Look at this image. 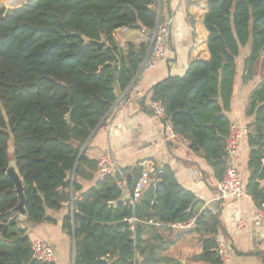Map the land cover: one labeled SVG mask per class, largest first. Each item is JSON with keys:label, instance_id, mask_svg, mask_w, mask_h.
<instances>
[{"label": "trees", "instance_id": "16d2710c", "mask_svg": "<svg viewBox=\"0 0 264 264\" xmlns=\"http://www.w3.org/2000/svg\"><path fill=\"white\" fill-rule=\"evenodd\" d=\"M159 1V12L154 9L158 0H27L9 17L0 10V264H42L32 258L26 225L54 222L47 212L66 202L73 209L68 207L63 229L75 237V264H182L164 255L169 244L160 229L195 216L197 226L190 232L207 234L195 260L223 264L212 251L219 218L210 210L198 214L200 200L181 186L170 166L142 192V233L136 239L124 224L133 210L117 179L97 181V160L82 152L112 112L119 91L139 73L157 22H165L164 1ZM203 24L209 58L192 60L183 76L155 84L151 99L163 104L173 132L220 181L236 59L250 46L243 81L255 76L260 63L263 79L246 111L254 120L247 126L245 190L259 207L264 202V0H207ZM123 28L145 29L149 42L121 49L114 34ZM84 38L104 40L105 46L88 45ZM11 161L23 180L24 218L17 210L16 186L1 172ZM123 173L134 190L143 167ZM83 182L93 185L85 189Z\"/></svg>", "mask_w": 264, "mask_h": 264}, {"label": "crops", "instance_id": "0c3cea01", "mask_svg": "<svg viewBox=\"0 0 264 264\" xmlns=\"http://www.w3.org/2000/svg\"><path fill=\"white\" fill-rule=\"evenodd\" d=\"M26 1L23 0L16 7ZM163 1V21L169 18L172 20L168 51L164 60L144 68L129 88L119 91L117 102L103 124L105 127L109 125V129L100 127L82 150L86 151L89 158L97 160L103 151L110 148L122 169L140 164L143 167V176L137 189L142 192L154 181L155 175L150 173L152 167L160 169L170 166L181 186L200 200L198 214L210 210L219 218L221 228L214 239L225 240L229 247V259L223 264H264V223L257 217V206L253 200L245 197L221 198L219 180L209 163L190 149L189 142H185L182 137H175L173 131L155 117L150 107V91L155 84L169 76H183L192 60L209 58L208 32L203 24L207 0ZM114 37L123 50L129 43L139 45L149 42L150 39L140 31L133 30L117 31ZM249 52L250 46L241 48L236 59L237 73L231 109L227 113L231 123L245 127L254 120L246 114L250 94L263 79L260 63L255 76L247 82L243 81L244 61ZM125 99H129V103L120 109ZM249 156L247 137L238 153V164L245 187L250 177ZM83 185L88 189L93 184L83 182ZM67 209V206H63L57 211L49 210L47 214L54 222L26 225L33 242L44 241L54 248L57 255L55 264H74L75 241L63 229ZM240 220L246 221L242 232L237 230ZM160 235L169 244L164 251L165 256L182 264H208L195 260L202 252L201 239L207 235L203 230L178 232L163 226Z\"/></svg>", "mask_w": 264, "mask_h": 264}, {"label": "built area", "instance_id": "2783aa9c", "mask_svg": "<svg viewBox=\"0 0 264 264\" xmlns=\"http://www.w3.org/2000/svg\"><path fill=\"white\" fill-rule=\"evenodd\" d=\"M158 12L160 11V1L154 6ZM171 19L165 22H157L155 30L152 32L151 45L149 54L147 55L143 65L140 68L135 80L140 76L142 70L146 67L152 66L158 61L164 60L168 51V37L171 28ZM126 28L118 31L125 32ZM116 33V32H115ZM145 33V29L141 30V34ZM131 84V85H132ZM130 85V86H131ZM129 103V99H125L120 109H123L125 105ZM150 107L156 118L162 120L166 127L173 131L170 120L166 114L165 108L160 101H153L150 103ZM102 125L101 127H103ZM105 129H109V125ZM249 129L238 123H231L229 127L228 135L225 139V153L224 161L226 163L225 173L223 178L218 182V189L221 194V198H248L252 199L250 195L246 193L245 186L242 181L241 171L238 164V153L243 140L249 136ZM175 137H180L173 132ZM187 140H185L186 142ZM188 142V141H187ZM162 168L156 169L152 167L150 173L157 175ZM106 178H116L117 184L123 189L125 193L124 202L133 210V216L126 222L130 226L134 233L133 238H136L137 228L142 225L141 221L136 217V208L142 198V191L140 189L130 190L128 187V180L123 173V169L120 166L113 151L108 148L101 153L97 159L96 179L97 181H104ZM63 206H67L73 209L72 202L63 203ZM257 217L264 223V202L257 207ZM149 224H154L152 221ZM197 226V216L182 222H176L165 226L169 230L178 232H190ZM246 227V221L240 220L237 223V230L239 232L244 231ZM32 258L34 261L42 264H55L57 263V255L54 248L44 241H35L31 246ZM212 251L217 254L222 263H226L229 259V247L228 243L223 239H216V245L212 248Z\"/></svg>", "mask_w": 264, "mask_h": 264}, {"label": "water", "instance_id": "95a60500", "mask_svg": "<svg viewBox=\"0 0 264 264\" xmlns=\"http://www.w3.org/2000/svg\"><path fill=\"white\" fill-rule=\"evenodd\" d=\"M16 8H18V7L8 6L6 1H0V10L6 9L5 17H9L11 15L12 11L14 9H16ZM84 39H85V43L88 44V45H91V46H94V47H99V48H103L105 46V41L104 40L98 42V41H92V40L86 39V38H84ZM148 54H149V52H148ZM117 69L118 68L116 67V70ZM89 140L85 143L84 147L87 145ZM84 147H83V149H84ZM82 152H83V150H82ZM1 172L6 174L12 180V182L15 184L16 193H17V195H18V197L20 199V203H19V205L17 207V210L19 211L21 216L25 217L27 212H26V209H25V201H26V199H25V195H24V185H23V180H22V178L20 176V173H19V171L17 169L16 163L14 161H11L10 164H9V167L7 169H3ZM158 187H159V183L156 185V192L158 190ZM140 208H141V206H140V204H138L137 208H136V217L137 218H139ZM124 224L128 225L127 222H124ZM141 233H142V226L139 225L138 228H137L136 239L140 238ZM73 238H74V241H75V237L74 236H73ZM74 250L76 251L75 243H74ZM74 264H75V255H74Z\"/></svg>", "mask_w": 264, "mask_h": 264}, {"label": "rangeland", "instance_id": "374dc122", "mask_svg": "<svg viewBox=\"0 0 264 264\" xmlns=\"http://www.w3.org/2000/svg\"><path fill=\"white\" fill-rule=\"evenodd\" d=\"M5 1H6V0H5ZM22 1H23V0H22ZM22 1L19 0V2L17 1L16 3H14V1L9 0V3H7V4H8V6H11V5H16V6H17V4L22 3ZM16 6H11V7H16Z\"/></svg>", "mask_w": 264, "mask_h": 264}, {"label": "bare ground", "instance_id": "6f19581e", "mask_svg": "<svg viewBox=\"0 0 264 264\" xmlns=\"http://www.w3.org/2000/svg\"><path fill=\"white\" fill-rule=\"evenodd\" d=\"M12 1H14V3H16L17 1L19 2V0H12ZM6 2L9 3V0H6ZM17 5H19V4H17ZM11 6H16V5H11Z\"/></svg>", "mask_w": 264, "mask_h": 264}]
</instances>
